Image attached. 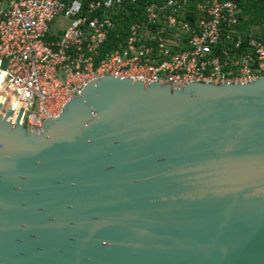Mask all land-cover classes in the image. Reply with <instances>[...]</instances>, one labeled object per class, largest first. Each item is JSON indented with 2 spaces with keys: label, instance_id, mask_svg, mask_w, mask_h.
I'll use <instances>...</instances> for the list:
<instances>
[{
  "label": "water",
  "instance_id": "obj_1",
  "mask_svg": "<svg viewBox=\"0 0 264 264\" xmlns=\"http://www.w3.org/2000/svg\"><path fill=\"white\" fill-rule=\"evenodd\" d=\"M2 110L0 264H264V75H106L42 129Z\"/></svg>",
  "mask_w": 264,
  "mask_h": 264
},
{
  "label": "built area",
  "instance_id": "obj_2",
  "mask_svg": "<svg viewBox=\"0 0 264 264\" xmlns=\"http://www.w3.org/2000/svg\"><path fill=\"white\" fill-rule=\"evenodd\" d=\"M142 16L122 31L118 18ZM234 0H0V103L42 129L92 80L246 83L264 75V42L240 53ZM71 20L53 33L57 16ZM195 16L192 21L189 17ZM125 32V35H123ZM116 40L108 50L110 38Z\"/></svg>",
  "mask_w": 264,
  "mask_h": 264
},
{
  "label": "trees",
  "instance_id": "obj_3",
  "mask_svg": "<svg viewBox=\"0 0 264 264\" xmlns=\"http://www.w3.org/2000/svg\"><path fill=\"white\" fill-rule=\"evenodd\" d=\"M240 6L239 22L235 29L237 31V36H240L244 45L240 53L250 52L248 47V40L250 38H256L264 42V0H234ZM192 21L195 20V16L189 17ZM118 23L121 25L122 31L125 30V27L132 22H139L143 18L142 16H135L131 13V10L125 14H122L120 18L117 17ZM125 35V32H123ZM116 43L115 38L111 37L108 45L104 48L108 50Z\"/></svg>",
  "mask_w": 264,
  "mask_h": 264
},
{
  "label": "rangeland",
  "instance_id": "obj_4",
  "mask_svg": "<svg viewBox=\"0 0 264 264\" xmlns=\"http://www.w3.org/2000/svg\"><path fill=\"white\" fill-rule=\"evenodd\" d=\"M70 24H71L70 19H68L62 15L57 16L51 25V31L53 33L64 32L65 30H67V28L69 27Z\"/></svg>",
  "mask_w": 264,
  "mask_h": 264
},
{
  "label": "bare ground",
  "instance_id": "obj_5",
  "mask_svg": "<svg viewBox=\"0 0 264 264\" xmlns=\"http://www.w3.org/2000/svg\"><path fill=\"white\" fill-rule=\"evenodd\" d=\"M1 84H2V83H1V79H0V89H1Z\"/></svg>",
  "mask_w": 264,
  "mask_h": 264
}]
</instances>
